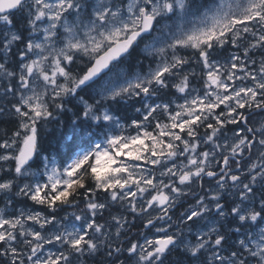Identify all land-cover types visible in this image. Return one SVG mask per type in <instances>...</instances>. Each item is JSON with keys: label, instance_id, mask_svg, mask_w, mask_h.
<instances>
[{"label": "snow or ice", "instance_id": "6c2138e0", "mask_svg": "<svg viewBox=\"0 0 264 264\" xmlns=\"http://www.w3.org/2000/svg\"><path fill=\"white\" fill-rule=\"evenodd\" d=\"M0 264H264V0H0Z\"/></svg>", "mask_w": 264, "mask_h": 264}, {"label": "trees", "instance_id": "16d2710c", "mask_svg": "<svg viewBox=\"0 0 264 264\" xmlns=\"http://www.w3.org/2000/svg\"><path fill=\"white\" fill-rule=\"evenodd\" d=\"M52 131H53V135L49 136L48 139H50L52 141L53 145H55L56 139L59 138V132H56L54 129Z\"/></svg>", "mask_w": 264, "mask_h": 264}]
</instances>
